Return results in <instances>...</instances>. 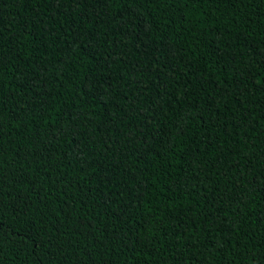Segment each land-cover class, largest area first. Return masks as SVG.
Masks as SVG:
<instances>
[{
  "label": "trees",
  "instance_id": "1",
  "mask_svg": "<svg viewBox=\"0 0 264 264\" xmlns=\"http://www.w3.org/2000/svg\"><path fill=\"white\" fill-rule=\"evenodd\" d=\"M0 264H264V0H0Z\"/></svg>",
  "mask_w": 264,
  "mask_h": 264
}]
</instances>
